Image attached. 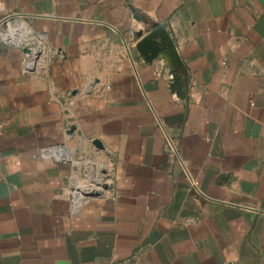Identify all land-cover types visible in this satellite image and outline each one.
<instances>
[{"label": "crops", "instance_id": "obj_1", "mask_svg": "<svg viewBox=\"0 0 264 264\" xmlns=\"http://www.w3.org/2000/svg\"><path fill=\"white\" fill-rule=\"evenodd\" d=\"M0 264H264V0H0Z\"/></svg>", "mask_w": 264, "mask_h": 264}, {"label": "water", "instance_id": "obj_2", "mask_svg": "<svg viewBox=\"0 0 264 264\" xmlns=\"http://www.w3.org/2000/svg\"><path fill=\"white\" fill-rule=\"evenodd\" d=\"M139 37L142 35V32L137 34ZM25 52H28V49H24ZM135 50L139 53L140 57L146 63H151L157 58H163L167 63L173 66L178 65V59L175 53V48L172 40L170 39L168 33L165 31V28L162 26L152 25L149 28V31L139 40L135 45ZM175 67H171L173 74L178 76H173L172 87L176 89L178 95H184V85L180 84V74L177 72ZM93 145L96 148H102L98 140L93 141Z\"/></svg>", "mask_w": 264, "mask_h": 264}, {"label": "built area", "instance_id": "obj_3", "mask_svg": "<svg viewBox=\"0 0 264 264\" xmlns=\"http://www.w3.org/2000/svg\"><path fill=\"white\" fill-rule=\"evenodd\" d=\"M24 36H25V33H22L21 30L19 29H15L12 32H10V40L13 42H16V41L20 42L22 37ZM26 64L30 66L29 63H26ZM85 184H88V182H86ZM81 188H82V185H73L72 188L69 190L70 206H71L72 212L77 211L80 205L82 204V202H84L85 200L91 197H95L93 194H87V193L84 196H81L80 195ZM99 196L100 194H98L96 198Z\"/></svg>", "mask_w": 264, "mask_h": 264}, {"label": "rangeland", "instance_id": "obj_4", "mask_svg": "<svg viewBox=\"0 0 264 264\" xmlns=\"http://www.w3.org/2000/svg\"><path fill=\"white\" fill-rule=\"evenodd\" d=\"M87 180L89 181V179H87ZM82 182H84V183H85V179H84Z\"/></svg>", "mask_w": 264, "mask_h": 264}, {"label": "bare ground", "instance_id": "obj_5", "mask_svg": "<svg viewBox=\"0 0 264 264\" xmlns=\"http://www.w3.org/2000/svg\"><path fill=\"white\" fill-rule=\"evenodd\" d=\"M89 190H91L90 192H93V191H92L93 189H89Z\"/></svg>", "mask_w": 264, "mask_h": 264}]
</instances>
